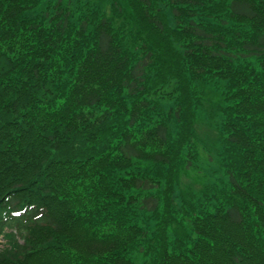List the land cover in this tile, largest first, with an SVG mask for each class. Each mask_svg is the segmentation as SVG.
I'll use <instances>...</instances> for the list:
<instances>
[{"label": "trees", "instance_id": "1", "mask_svg": "<svg viewBox=\"0 0 264 264\" xmlns=\"http://www.w3.org/2000/svg\"><path fill=\"white\" fill-rule=\"evenodd\" d=\"M42 4L0 0V264H264V0Z\"/></svg>", "mask_w": 264, "mask_h": 264}, {"label": "rangeland", "instance_id": "2", "mask_svg": "<svg viewBox=\"0 0 264 264\" xmlns=\"http://www.w3.org/2000/svg\"><path fill=\"white\" fill-rule=\"evenodd\" d=\"M68 1L70 2L72 9L77 10L81 5L85 4L86 2H88L90 0H68ZM46 3H47V0H43L42 8H39L36 11L40 12L42 9H44V6ZM162 104L165 106L167 111L176 105L174 98H167V99L162 101ZM171 126H172V130L174 132H176L177 127H178V123L174 122V123H172ZM217 164H218V162H217ZM213 167H214V164L208 165L207 162H205V161L202 162V169L206 168L205 169L206 170V174H205L206 178L205 179H207V177H210V178H212V180L214 182H217V183H219L223 177L227 180L228 177L225 176L223 170L220 169L218 172L214 173V172H212ZM202 169H200V170L202 171ZM188 171L189 172L183 171V173L181 174V177H180L181 187L178 190H180V189L184 190L182 187V184L190 183L191 180L194 179V177L196 175V171H194V170H188ZM201 171H200V174L203 175ZM195 187L197 189H200L199 185H195ZM175 202H176L175 203L176 208L179 209L182 206V201H181V198H178L177 193L175 195Z\"/></svg>", "mask_w": 264, "mask_h": 264}]
</instances>
